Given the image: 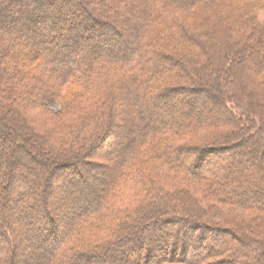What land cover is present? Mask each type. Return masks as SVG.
Returning <instances> with one entry per match:
<instances>
[{"label":"trees","instance_id":"obj_1","mask_svg":"<svg viewBox=\"0 0 264 264\" xmlns=\"http://www.w3.org/2000/svg\"><path fill=\"white\" fill-rule=\"evenodd\" d=\"M262 157L264 0H0V264H264Z\"/></svg>","mask_w":264,"mask_h":264},{"label":"rangeland","instance_id":"obj_2","mask_svg":"<svg viewBox=\"0 0 264 264\" xmlns=\"http://www.w3.org/2000/svg\"><path fill=\"white\" fill-rule=\"evenodd\" d=\"M132 19V20H131ZM130 19V21H123V23L126 25V32L127 33H132V30H133V27H136L137 25H138V23H137V19H136V17H134V16H132V18ZM28 39H31L30 37H28V38H26V40H27V45H33V43H34V40H28ZM212 103L211 104H209V103H207V102H205V103H202L201 104V106H198V105H195V107H196V109H199L200 107H202V106H204V105H206V106H212L213 104H215V102L214 101H211ZM174 104V106H178L179 108H180V111H188V108H190V107H192V106H189V105H187L186 107L184 106V104L183 103H181V102H174L173 100L172 101H169L168 102V104L167 105H169V106H167V105H165V104H161V103H159V108H154V109H152V111H151V113H154V117L155 118H157L160 122H162V119L163 120H165V118H167V115L165 114V113H167L168 111H169V107L170 106H172ZM168 107V108H167ZM155 111V112H154ZM160 112H162V113H160ZM149 113V112H148ZM143 115V114H142ZM144 115L143 116H137L136 117V119H132L131 120V122L129 123V125L128 126H130V127H133V126H136V125H138V123H140L141 121H143V120H145L144 119ZM121 119V118H120ZM120 121V120H119ZM160 122H157V124L158 123H160ZM116 139H123V140H125V142H127V140H128V137L126 136V134H125V128L124 129H122V131L121 130H117L116 131ZM246 144L247 145H250V140H247L246 141ZM119 148V146L117 145V144H115V145H109V149L112 151V150H114V151H116V149H118ZM99 152L97 151V154H98ZM103 153H106V154H109V152H108V149H104L103 150ZM111 154H113V152L111 153ZM236 155V154H235ZM233 157H234V154L232 155ZM98 159H100V158H98ZM246 159L249 161V160H251L252 159V155H247V156H245V158L243 159L244 161V165H243V169H245L244 167L246 166V164L248 163V161H246ZM261 160L263 161V165H264V158L262 157L261 158ZM34 162H35V164H33L35 167H37L38 168V165H39V163L38 162H36V160H34ZM239 168L242 170V166H239ZM110 171L111 170H107L106 171V173L104 174V176L103 177H105V179L107 178V176H108V174H110ZM243 171V170H242ZM257 171H261V169H258ZM103 177H101V178H103ZM257 177V176H256ZM101 178L99 177V178H96L92 183H91V185H92V187L93 188H95V190L97 189V187H98V185H100L101 183H102V180H101ZM252 179H255V178H252ZM256 182L254 183V182H252V183H254V184H256V185H263L264 184V182H263V180H261V178H259V177H257V180H255ZM60 182V180H58L57 179V183H59ZM247 191V190H246ZM93 192V190L91 191V193ZM61 194H63V191H57V189H55V190H53V195H54V197H60V196H62ZM86 198V197H85ZM86 199L85 200H80V202L78 203L79 204V207H83L84 205H86L85 203H86ZM69 203H70V199H69V201H68ZM79 207H77V208H79ZM22 233V232H21ZM21 233H20V231H18V230H16V234H18L19 235V237H21L22 235H21ZM44 244H46L48 247H51L52 245L51 244H49L48 242H46V243H44Z\"/></svg>","mask_w":264,"mask_h":264}]
</instances>
